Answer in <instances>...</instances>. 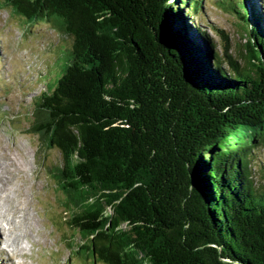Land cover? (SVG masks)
Listing matches in <instances>:
<instances>
[{
	"label": "trees",
	"instance_id": "16d2710c",
	"mask_svg": "<svg viewBox=\"0 0 264 264\" xmlns=\"http://www.w3.org/2000/svg\"><path fill=\"white\" fill-rule=\"evenodd\" d=\"M0 2L73 39L32 127L63 156L70 258L264 264V7L219 0L237 57L205 0Z\"/></svg>",
	"mask_w": 264,
	"mask_h": 264
},
{
	"label": "rangeland",
	"instance_id": "374dc122",
	"mask_svg": "<svg viewBox=\"0 0 264 264\" xmlns=\"http://www.w3.org/2000/svg\"><path fill=\"white\" fill-rule=\"evenodd\" d=\"M252 1L264 7V0ZM196 21L212 35L210 28L224 29L240 56L238 20L219 0H205ZM72 45L51 23L28 24L0 2V264H90L70 258L68 246L81 236L70 227L56 179L63 156L32 130L35 102L61 76ZM254 153L263 164L264 149ZM4 228L11 231L2 235Z\"/></svg>",
	"mask_w": 264,
	"mask_h": 264
},
{
	"label": "bare ground",
	"instance_id": "6f19581e",
	"mask_svg": "<svg viewBox=\"0 0 264 264\" xmlns=\"http://www.w3.org/2000/svg\"><path fill=\"white\" fill-rule=\"evenodd\" d=\"M9 231H11L10 229H7V228H4V232L2 233V235H5L6 234V232H9ZM1 235V234H0ZM2 237V236H1ZM2 239V238H1ZM10 246V245H9ZM4 252H6V251H4ZM25 254V253H24ZM12 258H13V256H11L10 255V260H12Z\"/></svg>",
	"mask_w": 264,
	"mask_h": 264
}]
</instances>
